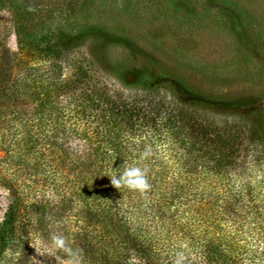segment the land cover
<instances>
[{"label": "trees", "instance_id": "obj_1", "mask_svg": "<svg viewBox=\"0 0 264 264\" xmlns=\"http://www.w3.org/2000/svg\"><path fill=\"white\" fill-rule=\"evenodd\" d=\"M87 38L112 43L82 31L36 44L20 38L15 52L0 30V196L8 203L0 264H67L54 233L78 250L80 264H236L238 254L264 264V189L231 178L243 150L264 159V134L246 118L264 116V108L215 117L214 104L180 92L168 76L137 73L126 92L91 52L65 75ZM35 52L52 60L36 63ZM65 56L72 62L63 64ZM126 166L147 167L151 189L112 186L109 175ZM210 177L219 185L207 186ZM168 217L194 235L196 262L179 254L194 249L167 241Z\"/></svg>", "mask_w": 264, "mask_h": 264}, {"label": "rangeland", "instance_id": "obj_2", "mask_svg": "<svg viewBox=\"0 0 264 264\" xmlns=\"http://www.w3.org/2000/svg\"><path fill=\"white\" fill-rule=\"evenodd\" d=\"M20 22L26 32L18 34ZM0 30L15 52L20 51V38L36 44L48 35L97 32L112 38V43L87 38L73 57L75 67L66 69L65 75H74L79 63L86 65L85 54L91 52L102 73L126 92L134 89L131 83L137 73L149 78L168 76L180 92L214 104L212 116L219 117L226 110L264 108V0H5L0 6ZM33 59L40 64L52 60L39 52ZM73 59L65 56L61 62L66 65V60ZM263 117H246L261 134ZM246 147H251L248 138ZM236 166L237 174L231 178L237 185L252 192L264 189V182L258 183L264 177L259 153L243 150ZM204 182L219 185L215 177ZM0 192L5 195L6 191L0 188ZM5 197L0 196V216L7 209ZM256 198L257 203L250 201L255 209L261 205ZM187 231L169 219L167 241L177 242L180 249L189 248L195 240ZM191 248L195 252L179 254H188L196 262L201 256L196 258L198 249ZM235 263L254 262L238 254Z\"/></svg>", "mask_w": 264, "mask_h": 264}, {"label": "clouds", "instance_id": "obj_3", "mask_svg": "<svg viewBox=\"0 0 264 264\" xmlns=\"http://www.w3.org/2000/svg\"><path fill=\"white\" fill-rule=\"evenodd\" d=\"M150 153L145 151L141 154V159H146ZM147 167L140 166H126L122 172L109 175L110 183L119 191L122 188H126L132 191H138L141 194L146 193L151 189V184L148 179ZM52 244L55 249L66 252L70 259L67 264H80L79 252L78 250H73L66 237L62 234H52L51 236Z\"/></svg>", "mask_w": 264, "mask_h": 264}]
</instances>
